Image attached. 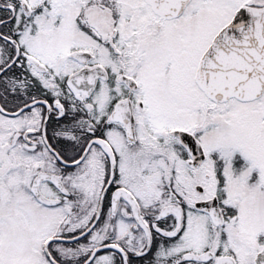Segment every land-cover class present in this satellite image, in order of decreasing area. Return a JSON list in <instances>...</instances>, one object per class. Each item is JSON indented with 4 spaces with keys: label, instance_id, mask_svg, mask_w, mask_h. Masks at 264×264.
Returning <instances> with one entry per match:
<instances>
[{
    "label": "snow or ice",
    "instance_id": "6c2138e0",
    "mask_svg": "<svg viewBox=\"0 0 264 264\" xmlns=\"http://www.w3.org/2000/svg\"><path fill=\"white\" fill-rule=\"evenodd\" d=\"M0 264H264V0H0Z\"/></svg>",
    "mask_w": 264,
    "mask_h": 264
}]
</instances>
